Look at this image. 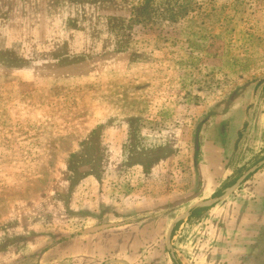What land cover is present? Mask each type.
Masks as SVG:
<instances>
[{
    "label": "rangeland",
    "instance_id": "obj_1",
    "mask_svg": "<svg viewBox=\"0 0 264 264\" xmlns=\"http://www.w3.org/2000/svg\"><path fill=\"white\" fill-rule=\"evenodd\" d=\"M262 84L264 0H0V264L106 212L163 241L262 159Z\"/></svg>",
    "mask_w": 264,
    "mask_h": 264
},
{
    "label": "crops",
    "instance_id": "obj_2",
    "mask_svg": "<svg viewBox=\"0 0 264 264\" xmlns=\"http://www.w3.org/2000/svg\"><path fill=\"white\" fill-rule=\"evenodd\" d=\"M260 89H264V84ZM260 108L259 120L263 121L264 101ZM257 141L263 144V152L258 151L263 159L264 131L258 134ZM244 145L245 139L241 146ZM194 211L178 222L180 224L171 233L174 258L165 246L168 229L163 241L136 237L138 232H142L137 222L109 221L104 219L110 214L106 212L100 222L94 220L82 228L105 223L117 226L94 234L84 235L82 230L67 234L63 240L50 245L35 263L174 264L173 259H176L181 264H264L260 248L264 235V165L223 201L205 210ZM178 216L175 214L173 220ZM160 257L163 260L158 259Z\"/></svg>",
    "mask_w": 264,
    "mask_h": 264
},
{
    "label": "water",
    "instance_id": "obj_3",
    "mask_svg": "<svg viewBox=\"0 0 264 264\" xmlns=\"http://www.w3.org/2000/svg\"><path fill=\"white\" fill-rule=\"evenodd\" d=\"M264 165V158L257 162L255 165H253L252 167H250L249 169H247L240 177H238L236 179V181L229 187L225 188L221 195L216 197V198H212L210 200H205V201H200L197 202L195 204H193L184 214L176 217L172 223L170 224L168 230H167V234H166V239H165V246L167 251L172 255V257L174 258L173 252H172V246H171V233L173 231L174 226L182 221L183 219H186L187 217H189L190 213L194 210L197 209H202V208H207L210 207L216 203H219L221 201H223L224 199H226L227 197H229L245 180L247 177H249L251 174H253L255 171H257L260 167H262ZM117 226L116 224L113 223H105V224H101V225H97L94 227H90V228H86L83 229L81 231V234L87 235V234H94L97 233L99 231L108 229V228H112ZM121 264H127L125 262H120ZM109 264V263H106Z\"/></svg>",
    "mask_w": 264,
    "mask_h": 264
},
{
    "label": "trees",
    "instance_id": "obj_4",
    "mask_svg": "<svg viewBox=\"0 0 264 264\" xmlns=\"http://www.w3.org/2000/svg\"><path fill=\"white\" fill-rule=\"evenodd\" d=\"M237 137L238 138H240L241 137V131L240 132H238V134H237ZM195 142H196V138H195ZM197 154H198V144H197V142L195 143V151H194V158H196V156H197ZM240 176V175H239ZM238 176V177H239ZM237 177V178H238ZM250 177V176H249ZM249 177H247V178H249ZM236 178V179H237ZM235 181H233L232 183H230L229 184V186H231L233 183H234ZM219 194V193H218ZM206 209V208H205ZM205 209H199V210H195L194 212L196 213V212H199V211H202V210H205ZM193 212V213H194ZM180 223H178L176 226H175V228H174V230H173V233H174V231H175V229L177 228V226L179 225ZM173 235V234H172ZM173 263L174 264H181L178 260H176V259H173Z\"/></svg>",
    "mask_w": 264,
    "mask_h": 264
}]
</instances>
